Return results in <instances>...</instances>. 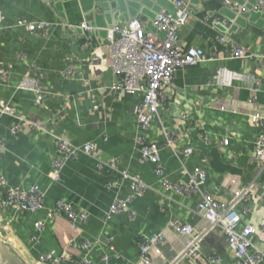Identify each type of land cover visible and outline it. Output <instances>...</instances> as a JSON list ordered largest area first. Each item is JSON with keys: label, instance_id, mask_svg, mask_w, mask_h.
<instances>
[{"label": "crops", "instance_id": "1", "mask_svg": "<svg viewBox=\"0 0 264 264\" xmlns=\"http://www.w3.org/2000/svg\"><path fill=\"white\" fill-rule=\"evenodd\" d=\"M130 1L136 7L126 0H0V106L9 104L17 116L0 113V140L5 143L0 146V177L12 188L27 189L36 184L44 204L30 213L0 202L3 264H46L40 261L41 254L75 256L84 238L106 236L113 237L119 254L112 258L113 264H135L139 238L160 230L165 238L153 251L151 264H171L182 250L183 240L166 228L169 220L203 229L207 226L196 212V196L166 189L153 174V165L138 161L135 140L142 130L135 110L142 92L132 95L112 88L115 76L107 31L115 22L113 15L120 11L119 25L140 16L152 30L150 21L158 11H174L171 0ZM189 1L192 12L179 38L185 47L201 48L212 60L177 68L163 89L158 116L146 133L150 140L162 143V130L172 132L178 151L190 146L193 152L184 165L189 170L198 166L207 173L204 190L217 200L231 201L236 185L246 187L245 198L235 203L239 226L253 222L250 240L264 250V228L259 224L264 220V170L254 172L253 141L258 129L248 118L252 113L264 114V64L260 61L264 55V17L244 18L239 24V12L226 5V0ZM230 1L251 7L256 0ZM254 12L259 11H248ZM18 20H46L50 25L43 36L18 26ZM82 22L91 28L89 32L79 27ZM223 35L227 40H220ZM233 44L254 57L232 58ZM69 66L75 74L65 77L62 72ZM24 78L36 80L40 92L20 87ZM30 121L43 123L47 131L36 129ZM14 124L20 126L15 135L11 133ZM55 136L77 146L94 142L98 157L103 162L115 158L116 168L105 164L99 168L84 152L66 158L58 150ZM224 137L229 142L222 146ZM55 157L63 162L57 179H52L49 172ZM161 162L172 184L186 178L180 173L182 163L170 149L161 152ZM125 169L139 175L149 188L131 202L129 210L105 219L113 200L130 192L129 180L122 178ZM5 190L0 186V196ZM59 199L69 202L75 211L88 212L87 221L78 226L79 235L75 236L63 215L48 216V209ZM37 220L44 227L39 242L34 243L31 235ZM104 251L102 245L91 251L94 264H101ZM201 251L232 262L217 228L207 232Z\"/></svg>", "mask_w": 264, "mask_h": 264}, {"label": "built area", "instance_id": "2", "mask_svg": "<svg viewBox=\"0 0 264 264\" xmlns=\"http://www.w3.org/2000/svg\"><path fill=\"white\" fill-rule=\"evenodd\" d=\"M171 3L174 11L169 12L164 9L158 11L150 21L152 30L147 28V20L135 16L123 25H113L107 31L108 53L113 75L115 76L112 88L123 90L132 95L139 91L142 92V97L135 110L137 123L142 130V133L135 140L140 153L138 161L152 164L153 174L166 189L175 190L187 197L196 196L198 199L196 212L207 225L203 229L197 224L182 223L176 219L169 220L166 228L173 230L183 240V248L171 264H262L264 262V250L255 247L250 240L255 225L249 221L240 228V216L235 206L236 202L245 198L248 189L246 187L238 188V185L232 180V184L236 185L232 191L233 200H217L204 190L207 173L198 166L189 170L184 165L185 158H188L193 152L190 146L178 151L174 146L177 137L174 133L165 130H162L164 136V142L162 143L150 140L147 136L146 132L149 131L153 121L158 116L160 101L163 98V89L170 84L177 68L212 60V57L207 56L201 48L185 47L179 38V31L187 23L192 12L190 1L171 0ZM225 4L239 13L264 10V0H256L250 8L247 7L246 3L240 4L230 0H226ZM214 20L216 21L218 18H214ZM17 25L30 32L39 31L41 35L45 36L50 24L46 20L36 22L18 20ZM79 27L85 32L91 30L85 22L80 23ZM227 38L223 35L220 40L225 41ZM253 57V54H246L243 47L233 44L232 58L250 59ZM260 61L264 64V55ZM62 73L65 77H72L75 70L73 66H69ZM20 87L31 89L36 93L41 90L38 82L29 78H24ZM35 102L36 105L41 103L39 95L35 97ZM0 113H9L17 117L9 104H2ZM248 118L250 124L258 129L256 138L253 141L252 160L255 163L254 172L259 174L264 170V160L262 159L264 158V114L256 112L249 115ZM29 124L38 130L47 131L43 123L30 121ZM19 131V124H14L11 133L15 135ZM54 140L58 150L63 152L66 158H74L77 153L84 152L97 161V167L100 168L105 164L113 169L116 168L115 158L103 162L98 157L96 145L92 141L77 146L63 137L55 136ZM228 142V138L224 137L220 144L225 146ZM4 145V141L0 140V146L3 147ZM167 149H170L172 154L180 160L182 163L180 173L186 177L175 184L167 180L166 168L161 162V152ZM62 162V158H54L53 169L49 172L52 179H57L58 168ZM122 178L129 180L130 192L125 198L116 197L113 200L104 213L105 219H108L112 214L129 210L131 202L135 198L143 196L149 188L139 175L130 174L126 169L122 170ZM0 186L6 189L4 194L0 196V202L4 206H14L30 213L44 207L43 194L36 184L27 189L12 188L8 187L6 180L0 177ZM47 214L50 218L63 215L75 236L80 234L79 224L85 223L89 217L86 210L75 211L69 202L62 199L56 200L54 208L48 209ZM131 214L133 213L131 212ZM259 224L264 228V220ZM43 227V223L39 220L34 223V231L31 235L32 242H39ZM216 228L225 238L230 261L232 262L227 263L225 258L220 255L203 254L201 251V244L205 235L209 230H215ZM164 238V230L150 236H141L138 240V253L135 264H151L152 253ZM101 245L107 251L101 254L100 263L113 264L112 258L118 257L119 254L116 251L112 236L96 239L84 238L80 242L79 252L75 256L63 252L58 256L53 253H44L39 257L40 261L46 264H94L90 258L91 251Z\"/></svg>", "mask_w": 264, "mask_h": 264}, {"label": "water", "instance_id": "3", "mask_svg": "<svg viewBox=\"0 0 264 264\" xmlns=\"http://www.w3.org/2000/svg\"><path fill=\"white\" fill-rule=\"evenodd\" d=\"M93 1H95V0H93ZM96 1H98V2H102V1H104V0H96ZM126 1H127V4L136 7L135 4H134L132 1H130V0H126ZM238 3L242 4V2H238ZM247 7L250 8L248 5H247ZM113 8H114V4H113ZM120 15H121V14H120V11H117V12L113 15V18H114V21H115V22H113L112 24H109L108 28H111L112 25H116V24H118V23L120 22ZM259 15H261L262 17H264V12L259 11V12H254V13H252V14H250V13H248V12L239 13V14H238V18L236 19V22H238V23L240 24V23H242L243 21L245 22V19H244V18H247V19H249V20H252V19L255 18V16H259ZM122 16L125 17V13H123ZM108 28H107V29H108ZM0 264H3V263L0 262Z\"/></svg>", "mask_w": 264, "mask_h": 264}, {"label": "rangeland", "instance_id": "4", "mask_svg": "<svg viewBox=\"0 0 264 264\" xmlns=\"http://www.w3.org/2000/svg\"><path fill=\"white\" fill-rule=\"evenodd\" d=\"M1 262V261H0Z\"/></svg>", "mask_w": 264, "mask_h": 264}]
</instances>
